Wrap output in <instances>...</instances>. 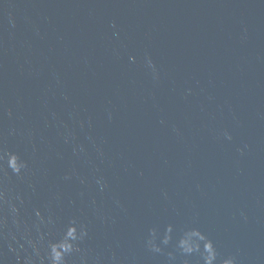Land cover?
Returning a JSON list of instances; mask_svg holds the SVG:
<instances>
[{"label": "water", "instance_id": "95a60500", "mask_svg": "<svg viewBox=\"0 0 264 264\" xmlns=\"http://www.w3.org/2000/svg\"><path fill=\"white\" fill-rule=\"evenodd\" d=\"M15 209L0 217V264H47L49 241L72 220L88 235L67 264H201L174 247L190 228L214 242L218 261L264 264V41ZM168 225L172 241L149 250L150 230L160 243Z\"/></svg>", "mask_w": 264, "mask_h": 264}, {"label": "clouds", "instance_id": "9594fccd", "mask_svg": "<svg viewBox=\"0 0 264 264\" xmlns=\"http://www.w3.org/2000/svg\"><path fill=\"white\" fill-rule=\"evenodd\" d=\"M129 59L135 61V57H130ZM146 63L147 66L155 72L154 65L150 58L147 59ZM225 136L227 139H231L228 133H225ZM5 158L8 168L16 175H20L22 170L27 168V163L15 152H0V161ZM0 198H2V193H0ZM16 211L17 210L13 208V212ZM36 215L42 222L44 221V217L41 216L39 211H37ZM48 222L51 223L52 221L49 220ZM172 231V225H168L160 243H157V231L154 228L151 229L147 240V247L149 250L154 253H161L163 251L161 244L166 246L172 241ZM87 235V227L83 224H77L75 220H72L59 239L49 241L46 256L47 264H67V257L71 256L73 253L80 252L81 249L79 244ZM174 247L177 252L185 257L198 254L201 264H237V259L233 255H229L218 261L219 253L214 242L198 228H190L183 231L176 240ZM167 255L170 262L174 261L176 258L173 252H168ZM185 264H187V261H185Z\"/></svg>", "mask_w": 264, "mask_h": 264}]
</instances>
